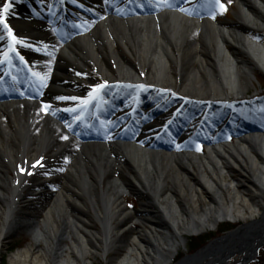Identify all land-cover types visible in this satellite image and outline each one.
Listing matches in <instances>:
<instances>
[{
    "label": "bare ground",
    "instance_id": "bare-ground-1",
    "mask_svg": "<svg viewBox=\"0 0 264 264\" xmlns=\"http://www.w3.org/2000/svg\"><path fill=\"white\" fill-rule=\"evenodd\" d=\"M235 6L229 22L178 10L103 13L56 48L52 86L79 89L80 77H144L177 91L157 93L188 111L193 123L199 102L214 104L213 122L219 123L227 110L221 100L246 99L255 71L264 72V43L249 34L264 33V0H235ZM28 36L35 44L50 38L36 25ZM188 95L201 99L194 105ZM133 105L127 101L123 109ZM251 128L234 141L208 142L201 152L136 141L81 143L38 103L0 102V254L3 240L23 230L30 243L9 255L12 264H92L89 257L108 251L115 254L112 264H172L188 236L224 222L264 220V131ZM127 193L138 198L136 210L125 203ZM242 241L216 251L213 264L237 250L241 264L258 244Z\"/></svg>",
    "mask_w": 264,
    "mask_h": 264
},
{
    "label": "rangeland",
    "instance_id": "rangeland-1",
    "mask_svg": "<svg viewBox=\"0 0 264 264\" xmlns=\"http://www.w3.org/2000/svg\"><path fill=\"white\" fill-rule=\"evenodd\" d=\"M3 1H6V0H3ZM218 7H219V9L216 11V14L214 15L215 18H217L219 20H225L228 22L235 19L234 18V11L236 10L235 0H222V2L219 3ZM251 34L254 37L257 36L256 39H259V37H260L261 40L260 39L259 40L264 42V33L257 32L256 34L255 33H251ZM251 82H252V86H250L248 88V95L249 96H252L255 88L259 89L260 86H262L264 88V72L259 71V70L255 71V76L251 79ZM262 97H263V99L261 98V95L256 96L253 98L252 101H249L250 103H248V104H245V103H241L240 105L238 104L237 106H235L237 113H241L239 111V109H240L243 112V114L247 117L249 115H251V113H258L259 117H260L261 113L262 114L264 113V94ZM260 118H262V116ZM235 138H236L235 136H233L232 134H229L228 141L229 142L234 141ZM199 150L203 151V146L201 144L199 145ZM233 174L234 173H232V175ZM124 198H125L126 203H129V205L131 203L132 207H135L134 210H136L138 208L139 200L136 196L127 193ZM240 224L242 225L243 222H240V223L224 222V223H221L216 228V230H214V231H210V232L200 234V235H196V236H188L187 240H186L185 247L180 248L179 253L176 255L173 262L174 263L177 262L184 255H187L188 253L189 254L194 253L200 246H202V245H199V243H201V240H199V237H204V240H205V238H207V242H210L214 238H217L218 236L223 235V234L235 229ZM132 226H133V224H132ZM94 228L99 229V226L97 224H95ZM193 238L194 239L196 238L194 240V243L199 245V247L191 251L190 250V243L193 240ZM27 243H30V238L25 231L13 233L9 237L5 238L3 240L4 250L0 254V264H12L9 261V255L17 247L24 246ZM113 255H115V254L112 251H108V253H106V256H104V257H101V256H94L93 257V256H91V257H89V260L92 262V264H112V262H110L109 260ZM263 257H264V246H262L260 248L259 254L252 261H250L249 264H264L263 263L264 262ZM241 258H242V254L235 253L232 256H230V258L227 261V264H237V262L240 261ZM242 264H246V262H243Z\"/></svg>",
    "mask_w": 264,
    "mask_h": 264
},
{
    "label": "water",
    "instance_id": "water-1",
    "mask_svg": "<svg viewBox=\"0 0 264 264\" xmlns=\"http://www.w3.org/2000/svg\"><path fill=\"white\" fill-rule=\"evenodd\" d=\"M255 223H258V225H259V226H257V229L253 230V231L250 230V228H252V226ZM252 233H258V234H257V236H255L253 238V236L250 235ZM263 235H264V220H260L257 222L250 221L247 224L244 223L242 225H239L235 229L215 238L214 240L208 242L206 245H204L201 248H199L198 250H196L194 253L185 255L184 257H182L180 260H178L174 264H190L191 261L193 262V263L191 262V264H213L216 261V259H218L217 256L214 257V254H216L217 253L216 251H218L220 248H224L225 246H227L231 243H234V242L238 243V240H243L241 244L244 246L246 244L251 246L252 242H250V241H257L258 240V244H257L254 252H252L249 257L247 256V258L242 260V262H241V264L243 262H246V264H249V262L252 261L259 254L260 248L262 246H264V241H261L264 238V237H262ZM251 247L253 248V245ZM235 253L240 254V252H238V250H237V252L234 251L233 253L228 254V256H225L223 258L222 264H225L226 261H228V259L230 258V256H232ZM222 255H224V252L222 253ZM207 256H209L210 258L208 257L206 262H203L204 258ZM243 257L244 256L242 255V258Z\"/></svg>",
    "mask_w": 264,
    "mask_h": 264
},
{
    "label": "trees",
    "instance_id": "trees-1",
    "mask_svg": "<svg viewBox=\"0 0 264 264\" xmlns=\"http://www.w3.org/2000/svg\"><path fill=\"white\" fill-rule=\"evenodd\" d=\"M196 239V238H195ZM194 238H193V240L191 241V243H190V250L192 251V250H194V249H196V248H198L199 247V245H203V244H205L206 242H207V238H205V240H204V237H199V240H201V243H199V245H197V244H195L194 243V240H195ZM198 239V238H197ZM264 258V257H263ZM262 262V261H261Z\"/></svg>",
    "mask_w": 264,
    "mask_h": 264
},
{
    "label": "flooded vegetation",
    "instance_id": "flooded-vegetation-1",
    "mask_svg": "<svg viewBox=\"0 0 264 264\" xmlns=\"http://www.w3.org/2000/svg\"><path fill=\"white\" fill-rule=\"evenodd\" d=\"M126 203V202H125ZM128 204V206H130L131 208H133V209H135V207H132V205H131V203H130V205H129V203H127ZM127 241H128V237H126V238H124L123 240H122V242L123 243H126L127 244ZM114 256V255H113ZM112 256V257H113ZM112 257L110 258V260L112 259Z\"/></svg>",
    "mask_w": 264,
    "mask_h": 264
}]
</instances>
